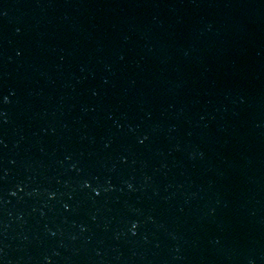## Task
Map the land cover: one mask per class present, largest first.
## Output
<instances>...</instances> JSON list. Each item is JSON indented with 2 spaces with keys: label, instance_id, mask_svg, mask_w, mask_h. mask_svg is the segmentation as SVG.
I'll return each mask as SVG.
<instances>
[{
  "label": "water",
  "instance_id": "1",
  "mask_svg": "<svg viewBox=\"0 0 264 264\" xmlns=\"http://www.w3.org/2000/svg\"><path fill=\"white\" fill-rule=\"evenodd\" d=\"M0 264H264V0H0Z\"/></svg>",
  "mask_w": 264,
  "mask_h": 264
}]
</instances>
